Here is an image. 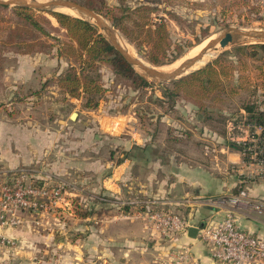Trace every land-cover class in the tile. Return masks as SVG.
I'll list each match as a JSON object with an SVG mask.
<instances>
[{"label": "rangeland", "instance_id": "374dc122", "mask_svg": "<svg viewBox=\"0 0 264 264\" xmlns=\"http://www.w3.org/2000/svg\"><path fill=\"white\" fill-rule=\"evenodd\" d=\"M71 1L93 10L114 28L123 46H128L135 57L157 69L171 66L180 59L182 63L192 58L191 53L196 48L217 38L227 27L264 30V0ZM142 6L150 9V26L154 27L161 19L166 21L165 39L158 50L147 45L143 39L138 42L130 41L111 22V15L123 18L128 27L134 22L144 21L142 14H131V18L127 19L128 10L135 11ZM56 14L18 6H0V136L6 131L1 123L9 121V131L14 132L15 137L18 131L25 130L27 147L32 155L38 153L34 146L40 145L43 148L39 150L43 152L39 167L19 170L11 176L20 172L27 173L31 181L36 180L47 188L62 189L58 199L48 202L51 207L44 208L41 212H24L19 215L17 226H3L14 229L19 235L4 239L0 244L1 249H9L8 253L5 250L2 253L0 249V264H95L96 257L84 252L83 239L87 232L84 222L91 219L89 222H95L91 225L94 226L98 222L94 218L110 211L104 207L99 208L96 204L99 199L96 196H102L97 191L99 185L110 182L114 177L115 165L124 163L134 152L135 148L131 153L129 151L131 139H145L147 135L162 134V114L171 112V101L174 100L165 98L166 90L172 82L204 68L221 54L234 48L229 46L217 51L199 67H192L181 78L169 82L147 80L140 75L139 70L136 72L133 69L149 83L146 87L136 85L132 78L114 73L109 64L97 62L96 73H90L91 76H98L97 81L104 91L97 96L98 106L86 108L83 98L71 97L58 82L60 76L71 66L79 69V63L75 62L77 59L60 53V49L66 48V44L74 43L68 37L67 31L58 24L54 17ZM28 18L38 21L50 37L42 36L36 29L27 26L25 20ZM149 56L160 60L163 65L151 63ZM237 70L240 71L241 68ZM238 74L239 77L247 78L245 89L235 96H229L224 91L220 96L224 101L210 104L212 108L209 110L213 114L211 124L214 128L222 131L223 125L229 121L228 138L234 144L236 142L231 138L241 137V132L231 131V125L240 122V106L247 101L262 100L264 94L263 72L249 66ZM235 84L236 81L230 80L226 88ZM176 102L178 109L175 113L188 114L184 106L189 103L183 99ZM73 113H77L74 120L71 119ZM80 120L87 123L86 128H73ZM98 123L106 127L105 133L100 131L103 134L100 137L103 141L100 143L95 141V137L99 136L97 129H91L98 126ZM49 157L61 170L53 176L50 175L49 163L46 162ZM96 157L104 159V169L101 171L95 170L98 167L94 166L98 164ZM72 158L79 160L75 165L85 160L89 165L85 166L83 163L79 168L83 172L67 175L64 169ZM36 170L38 171L35 172ZM99 172H102L101 176H98ZM141 174L135 185L144 183L145 174ZM11 176L6 177L3 182ZM104 198L105 201L110 200V203H120L113 205L116 212H129L130 204L124 198L115 200L109 193H105ZM142 204L137 207L135 214L146 220L147 225L154 227L149 215L161 209H148L149 205ZM172 213L181 216L178 212ZM168 233L179 236L185 232L173 230ZM161 235L166 237L162 233ZM90 245L93 246V242Z\"/></svg>", "mask_w": 264, "mask_h": 264}, {"label": "crops", "instance_id": "0c3cea01", "mask_svg": "<svg viewBox=\"0 0 264 264\" xmlns=\"http://www.w3.org/2000/svg\"><path fill=\"white\" fill-rule=\"evenodd\" d=\"M184 108L188 114L175 113L178 106L170 113L162 114L160 136L131 139L129 151L131 153L135 148L134 152L124 163L115 165L110 182L99 185L97 191L102 196H96L99 198L96 204L110 211L94 218L98 221L94 226L91 225L95 222H89L91 219L84 222L87 232L83 239L84 252L96 257L95 264H221L211 258L198 238H190L187 233L163 238L161 232L151 224L147 225L146 220L135 214V210L144 203L149 205L148 209L158 207L178 212L198 227L212 220H221L230 209L229 203L222 201H228L243 187L249 204L236 210L240 225L247 232L264 238V215L258 214L252 206L255 203L264 206V180L249 178L252 168L245 164L240 147L228 138L229 121L221 131L206 124L193 105ZM240 113L245 111L240 109ZM1 125L6 130L0 136V182H3L19 170L39 167L43 157V152L39 150L43 148L34 146L38 153L32 155L27 147L25 130L18 131L15 137L14 132L9 131L11 122H2ZM86 125L80 120L73 128L83 130ZM94 127L91 129H97L99 135L95 141L100 143L106 127L102 123ZM95 160L98 162L94 164L98 166L95 170L104 169V159L96 157ZM77 161L72 158L64 169L65 174L82 171L79 168L83 163L89 165L86 160L75 165ZM46 162L49 163L51 176L61 171L51 157ZM141 173L145 174V185H135ZM101 174L99 172L98 176ZM243 178H248L246 187L240 186ZM105 193L115 200H127L129 212H116L113 205L120 203L105 201ZM17 234L14 229L0 225V244ZM92 242L93 246L90 245ZM4 250L9 252L8 248H2L1 252Z\"/></svg>", "mask_w": 264, "mask_h": 264}, {"label": "trees", "instance_id": "16d2710c", "mask_svg": "<svg viewBox=\"0 0 264 264\" xmlns=\"http://www.w3.org/2000/svg\"><path fill=\"white\" fill-rule=\"evenodd\" d=\"M128 12L127 19L131 18V14H142L144 21L134 22L131 27H128L123 22V18L111 15L110 19L113 26L119 29L130 41L138 42L139 39H143L147 45L158 50L165 39L166 21L161 19V22L155 24L154 27L150 26V9L147 6L139 7L135 11L128 10ZM54 17L58 24L67 31L68 37L74 43L66 44V48L62 47L60 49L61 55L69 58L73 57L77 59L75 62L79 63V69L71 66L65 74L60 76L58 82L61 88L71 97L83 98L86 101L84 107L98 106L97 96L104 91L97 81L98 76H91L90 73L91 71L96 73L95 65L97 62L109 64L114 73L125 78H132L138 86H149V83L133 70L109 41L103 35L98 34V31L88 22L63 14H56ZM27 20H25L27 26L36 29L42 36L50 37V34L38 21L30 18ZM148 59L157 66L163 65L160 60H156L154 57L149 56ZM249 66L264 73V44L234 47L221 54L204 68L172 82L165 94L166 99L174 98L171 101V111L178 102L176 100H186L198 110L203 121L212 126L213 114L209 111L212 108L210 104L223 102L224 100L220 96L224 91L229 96H235L245 89L247 78L239 77L238 72H244ZM239 67L241 68L240 71L237 70ZM230 80L236 81L237 84L226 88ZM262 80L264 85V74ZM262 97L263 99L259 100L260 102L247 101V103H243L240 109L245 111L248 124L254 127H262L264 130V94ZM221 114L223 115L222 111ZM242 118L243 115L240 116L239 120H242ZM34 182L36 185L41 186L36 180Z\"/></svg>", "mask_w": 264, "mask_h": 264}, {"label": "built area", "instance_id": "2783aa9c", "mask_svg": "<svg viewBox=\"0 0 264 264\" xmlns=\"http://www.w3.org/2000/svg\"><path fill=\"white\" fill-rule=\"evenodd\" d=\"M239 123L231 125V131L241 132V137L231 138L240 146L245 164L252 168L249 178L264 180V130L247 123L246 114ZM27 173H18L0 184V224L14 227L19 224V215L24 212H41L53 199L60 197L61 188H47L36 185L28 178ZM248 178L240 180L245 186ZM244 188V187H243ZM231 197L228 201L230 209L221 220L210 221L198 226V239L206 246L211 258L221 264H264V238L251 234L240 225L236 210L249 204L245 190ZM258 214L264 215V206L252 204ZM149 219L154 227L165 236L168 232H185L194 227L182 216L172 212L155 210ZM184 258V257H183ZM182 258V259H183Z\"/></svg>", "mask_w": 264, "mask_h": 264}, {"label": "water", "instance_id": "95a60500", "mask_svg": "<svg viewBox=\"0 0 264 264\" xmlns=\"http://www.w3.org/2000/svg\"><path fill=\"white\" fill-rule=\"evenodd\" d=\"M0 6H18L34 10L48 11L55 14L60 13L86 21L107 38L109 43L136 72L139 70L140 75L143 78L147 80L151 79L157 83L169 82L181 78L187 73V71L200 62L209 51L216 50L219 46H221L222 49H225L229 46L238 47L247 44H264V30H245L242 28L227 27L217 38L210 40L204 48L199 50L196 56H192V58L183 61L174 71L164 73L159 71L156 67L147 65L141 60L133 57L127 48L121 44L117 33L112 26L107 24L93 10L77 2L71 0H0ZM62 10L72 11L76 15L66 14L61 12ZM240 39H245L247 43L235 44V42ZM75 118H77V113L71 115V119L74 120ZM199 231L200 228L198 227H190L187 234L190 238L197 239Z\"/></svg>", "mask_w": 264, "mask_h": 264}, {"label": "bare ground", "instance_id": "6f19581e", "mask_svg": "<svg viewBox=\"0 0 264 264\" xmlns=\"http://www.w3.org/2000/svg\"><path fill=\"white\" fill-rule=\"evenodd\" d=\"M39 1H45V0H39ZM61 12H64V13H66V14H70V15H76L74 12H72V11H68V10H62ZM208 42H205L204 44H202L201 46H199L198 48H196L195 49V51H193L192 53H191V56H196V54H197V52L199 51V50H201L202 48H204L205 47V45L207 44ZM245 43H247V41L245 40V39H240V40H238V41H236L235 42V44H245ZM222 48H221V46H219V47H217V49L216 50H212V51H209L204 57H203V59L200 61V62H198L192 69H195V68H197V67H199L200 65H202L204 62H206L207 61V59H209V58H211L212 56H214L215 55V53L217 52V51H219V50H221ZM127 50L129 51V53L133 56V57H135L134 56V53L131 51V49L127 46ZM188 55V54H187ZM189 57V56H188ZM135 58H137V57H135ZM137 59H139V60H141L140 58H137ZM184 59V58H183ZM142 61V60H141ZM181 59L179 60V61H177L176 63H174L173 65H171V66H167V67H161V68H159L158 70L159 71H161V72H164V73H169V72H172V71H174L175 69H177V67L180 65V63H181ZM142 62H144V61H142ZM145 63V62H144ZM145 64H147V63H145ZM148 65V64H147ZM189 72V71H188Z\"/></svg>", "mask_w": 264, "mask_h": 264}]
</instances>
